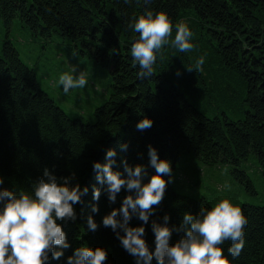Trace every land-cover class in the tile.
I'll return each mask as SVG.
<instances>
[{
    "label": "trees",
    "instance_id": "1",
    "mask_svg": "<svg viewBox=\"0 0 264 264\" xmlns=\"http://www.w3.org/2000/svg\"><path fill=\"white\" fill-rule=\"evenodd\" d=\"M148 10L167 14L173 37L175 25L186 23L194 48L185 53L164 46L154 75L139 79L140 68L130 54L139 34L128 25ZM0 31V188L31 193L45 168L58 178L74 173L71 185L88 188L82 203L73 206L76 220L57 221L70 247L59 260L49 254V264H67L81 246L105 249L106 264H136L116 233L102 223L135 193L122 189L110 202L93 164L106 163L107 151L114 149L119 167L113 170L126 177L122 159L131 167L143 165L147 183L155 174L149 146L172 168V176L164 177L171 182L163 201L148 223L135 216L129 222L145 228L149 250L155 249L153 221L164 225V216L169 217L172 245L184 236L175 229L186 212L195 216L201 207L214 206L207 195L191 194L171 179L183 176L181 159L191 156L207 172L224 171L239 190L235 200L248 220L245 244L233 260L227 252L230 242H225L224 255L232 264H264V202L239 198L259 194L255 168L264 176V0H0ZM45 56L59 68L50 59L44 68ZM200 56L205 57L203 71H187ZM60 70L87 74L83 115L68 112L42 86L41 77L50 84L56 75L49 71ZM63 94L79 105L74 96ZM144 118L153 121L152 127L139 131L136 125ZM93 187L101 189L99 201L93 200ZM93 205L98 212H92ZM89 216L98 226L95 231L88 227ZM152 264H157L155 258Z\"/></svg>",
    "mask_w": 264,
    "mask_h": 264
},
{
    "label": "clouds",
    "instance_id": "2",
    "mask_svg": "<svg viewBox=\"0 0 264 264\" xmlns=\"http://www.w3.org/2000/svg\"><path fill=\"white\" fill-rule=\"evenodd\" d=\"M124 2L131 3L132 0ZM144 2L147 4L150 0ZM128 27L139 34L130 49L134 66L138 64L140 68L137 73L139 79L154 75L153 65L164 46L171 44L173 48L185 53L194 48L191 42L193 33L189 26L184 22L177 23L173 37V23L163 11L154 15L148 10L135 18ZM204 63L205 57L200 56L193 65L186 67L187 71H203ZM58 82L63 86V92L68 94L70 89L85 87L88 79L85 72H80L78 76L65 72L59 76ZM152 124V120L144 118L136 127L144 131L151 128ZM127 147V144L121 145L124 150ZM116 156V151L109 149L106 163L94 162L96 180L100 185H106L104 190L112 203H115L122 189L134 192L135 195H127L121 207L104 216L102 223L116 233L122 247L135 257L136 264H152L153 258L157 264H232L224 255L222 245L225 242H230L227 252L233 260L240 255L245 244L248 220L242 209L228 199L221 200L210 209L201 207L195 216L186 212L180 227L175 229L177 232L183 231L184 236L172 245L169 241L173 229L167 226L169 217L164 216V225L153 221L151 226L155 249L150 251L143 238L145 228L130 227L129 222L135 216L144 224L148 223L154 207L162 203L168 183L171 182L164 179L165 176H172L171 163L160 159L157 150L149 146V164L155 169V174L147 183H143L148 174L146 168L143 165L131 167L126 159H122L120 165L127 174L122 177L120 171L113 170L114 166L119 167ZM74 176L73 173L72 177L58 178L45 168L43 176L33 183L31 193L0 188V264H49V254L53 260L63 257V250L70 245L57 221H75L77 217L73 206L82 203V197L88 192V188L82 189L79 183L71 185ZM2 184L3 177H0ZM100 196L101 189L93 187V200L99 201ZM92 212H98L96 205H93ZM87 224L91 231L98 227L92 216L88 217ZM117 230L124 234L120 235ZM107 258V251L101 247L92 249L81 246L67 257V264H106Z\"/></svg>",
    "mask_w": 264,
    "mask_h": 264
},
{
    "label": "rangeland",
    "instance_id": "3",
    "mask_svg": "<svg viewBox=\"0 0 264 264\" xmlns=\"http://www.w3.org/2000/svg\"><path fill=\"white\" fill-rule=\"evenodd\" d=\"M16 35L19 34V32H15ZM4 36V32L0 31V41L1 38H3ZM21 40V37H19ZM25 52L24 50H22V55L23 57H25ZM62 55V54H61ZM50 57H54V55H50ZM49 56H45L43 61L45 62V66L44 68L47 69V67L49 65H47L46 60L50 59L49 61L51 63V65H55V61L53 59H51ZM41 61V60H39ZM43 64V63H42ZM41 64V65H42ZM55 67L58 69L59 66L55 65ZM50 75H56V77L54 76V82L51 81L50 84L44 80V78L41 77L40 81L42 83V86L50 93V95L52 97L55 98L56 101L59 102L60 105L63 106V108H65L68 112L72 113V114H82L83 115V111L80 109V107H83V100H84V89L83 88H79V89H70L68 94H70V96H74V98L76 100L79 101V105L77 106L76 104L70 101H68V99H66V95H64L63 93V89L61 88V86L59 85L57 76L59 78V76L61 74H63V71L60 70V72L55 73V71H49ZM100 79L102 78V76L99 77ZM101 89V86H99ZM96 92V91H94ZM89 97V96H88ZM91 97V96H90ZM87 107V106H86ZM73 108H76L78 110V112L80 111V113H75L77 111H75ZM72 109L75 111L73 112ZM191 157V156H190ZM190 157H182L180 163H181V169L185 170V173H183V176H173L171 179L174 183L176 184H184V189L187 190L188 192H190L191 194H205L207 195V197H209L211 200H213L214 205L218 202H220L221 200H217L219 197L228 199L233 205L240 207V204H237L236 200H235V195H237V193L239 192V190H237V188L234 189L233 185H230V179L229 176L222 170H217L218 172L213 174L212 172H207L205 170V168H203L202 166H200L198 164V162H196L193 158ZM187 159V160H186ZM200 168V169H199ZM200 170V174L199 171ZM231 175V174H230ZM254 179H255V183L259 189V194H254V195H250L248 194L247 196H245L243 194V196H240V199L243 200H247L250 202H254V203H263L264 202V176L261 174V172L259 171V169L255 168V173H253ZM221 177V178H220ZM225 185H228L229 187H225ZM218 191V192H216ZM223 200V199H222Z\"/></svg>",
    "mask_w": 264,
    "mask_h": 264
}]
</instances>
